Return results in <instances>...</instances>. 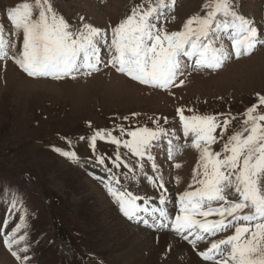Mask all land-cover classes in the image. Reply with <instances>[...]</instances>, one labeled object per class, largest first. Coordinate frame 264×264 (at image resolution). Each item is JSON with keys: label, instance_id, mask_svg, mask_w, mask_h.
Wrapping results in <instances>:
<instances>
[{"label": "rangeland", "instance_id": "rangeland-1", "mask_svg": "<svg viewBox=\"0 0 264 264\" xmlns=\"http://www.w3.org/2000/svg\"><path fill=\"white\" fill-rule=\"evenodd\" d=\"M22 2L26 0H0V25L6 36L13 29L5 10ZM151 2L154 4L155 0ZM51 3L73 30L82 23L90 24L107 33L109 43L111 29L129 16L134 7L148 6V0H51ZM205 3L206 0H175L174 6L156 23L168 32L181 31L190 17L204 15ZM234 3L236 11L254 21L259 39L264 41V0H234ZM8 38L16 47L9 51V58L0 59V184L14 186L23 203L9 212L8 205L0 198V264H130L131 259L116 256L124 245L119 237L126 232L115 226L117 217L128 227L167 232L180 239L202 262L215 264V260L204 261L199 251H204L212 240L233 235L234 227L206 237L204 245L202 241L193 246L190 241L194 236L184 240L172 230L170 223H161L163 220L148 212L139 211L133 219L126 217L109 194L105 181L110 176L118 178L120 183L114 186L142 198L137 200L140 207L158 202L163 196L167 204L177 201L175 208L179 211V196L199 187L194 183V169L202 173L203 168L199 166L200 152L191 146L193 135L189 133L185 137L177 109H182L185 116H214L221 125L228 119L225 135L220 138L218 127L213 133L217 140L210 145L212 151L222 152L228 137L242 130L249 107L257 103V111L264 113V105L258 104L257 96L264 95V43L237 58L231 42L225 39L230 58L221 67L196 68L194 60L189 62L184 58L185 67L176 81L167 88H156L120 74L111 65L105 66L108 56L103 46L104 63L90 75L82 69L62 79L29 76L11 58L22 47V33ZM181 80L183 84L179 83ZM121 127L125 129L123 134ZM140 127L162 128L166 132L150 148L156 168L165 177L163 188L159 187L160 180L149 182L145 178L157 177L150 175L156 170L147 156L137 157L123 143L117 147L107 139L108 132L121 141L131 139L127 131ZM101 129L106 130V139L97 138L94 154L88 138ZM169 140L181 146L174 162L160 147L159 154L157 148ZM56 149L74 151L77 158L65 157ZM117 152L128 167L113 165ZM97 156H103L105 163H97ZM108 168L112 171H107ZM226 195L229 200L237 198L231 190ZM221 203L212 202L210 206L219 207ZM208 207L206 204L203 210ZM17 224L24 225L17 238L21 235L26 238L19 245L14 244L12 250L27 246V253H19L27 255V261L17 260L3 242L5 234ZM154 224L159 227H153ZM165 224L168 226H162ZM221 259H227V253Z\"/></svg>", "mask_w": 264, "mask_h": 264}, {"label": "snow or ice", "instance_id": "snow-or-ice-1", "mask_svg": "<svg viewBox=\"0 0 264 264\" xmlns=\"http://www.w3.org/2000/svg\"><path fill=\"white\" fill-rule=\"evenodd\" d=\"M174 3L175 0H168L167 3L166 0H155L153 4L148 0L146 8L143 5L134 7L129 16L111 29L109 43L107 33L90 24L82 23L80 28L73 30V26L55 11L51 0H26L5 10L13 29L8 36L18 37L22 33L23 37L20 51L11 58L29 76L62 79L82 69L88 75L97 71L98 65L104 63L103 46L107 48L108 56L105 66L111 65L117 72L141 84L167 88L182 74L184 58L194 59L196 68H219L230 58L224 45L225 39L231 42L237 58L250 54L258 44L264 43L259 39L260 33L254 21L235 10L234 0H206L203 7L207 11L204 15L190 17L181 31L168 32L163 26L158 27L156 21L163 18ZM8 36L3 25H0V59L9 58V51L16 47ZM183 82L179 81L180 84ZM257 96L258 104L264 105V95ZM177 114L185 137L189 133L193 135L191 146L200 152L199 166L203 172L194 169V183L199 187L179 196L180 214L176 215L170 227L184 240L194 236L190 241L193 246L206 237L216 236L234 227L233 235L210 241L204 251H199V256L204 261L215 260V264H264V123H261L264 122V113L257 111V103L249 107L244 114L242 130L228 137L222 152L212 151L210 145L217 140L213 133L218 127L221 128L220 138L225 135L230 124L228 119H224L221 125L214 116H185L182 109H177ZM105 131L98 130L88 138L94 154L97 138L106 139ZM120 131L123 134L125 129L121 127ZM127 135L131 139L121 141L108 132L107 139L117 147L123 143V147L137 157L147 156L153 162L155 171L157 165L150 148L153 141L166 135L165 130L140 127L128 130ZM168 144L171 159V140ZM56 151H61L70 159L77 158L74 151ZM96 162L104 164L105 158L97 156ZM112 163L117 168L121 164L128 167L121 160L119 152ZM106 170L112 171L111 168ZM145 178L149 182L161 180L159 187H164L160 177ZM119 183V179L112 176L105 181V187L119 204L120 211L133 219L141 211L137 200L142 198L114 186ZM229 190L236 199L227 198L226 192ZM0 198L8 205L9 212L23 203L19 191L8 184H0ZM218 201L223 202L219 207L210 206ZM164 203L162 196L160 204ZM206 204L209 207L205 211L203 208ZM158 211L161 218L167 219L163 208ZM197 215L205 219H196ZM212 215L220 218L207 219ZM144 222L147 223L146 220ZM23 226L17 224L10 233L5 234L3 242L17 260L27 261V255L19 254L27 253V246L12 250L14 244L19 245L26 238L25 235L16 236ZM225 253L227 259H221Z\"/></svg>", "mask_w": 264, "mask_h": 264}, {"label": "bare ground", "instance_id": "bare-ground-1", "mask_svg": "<svg viewBox=\"0 0 264 264\" xmlns=\"http://www.w3.org/2000/svg\"><path fill=\"white\" fill-rule=\"evenodd\" d=\"M210 69H216V68H210ZM131 84L132 83H130V85ZM47 86L56 89L55 86L52 85H47ZM171 148H172V153H175L177 146L171 145ZM151 174H156L157 177L162 178V180H164L165 178L157 170L156 172L153 173L151 172L150 175ZM176 202L177 201H175V203ZM175 203L172 202L171 204L165 203L161 205L160 202H156L155 200V201H151V206H150L151 208L149 210L147 208L146 209L151 213L155 214L159 218L160 216L158 210L160 208H163L167 214V220L169 219V221L173 222L176 215H178V212L175 210ZM153 209H156V211H153ZM219 218L220 217L217 215L207 217V219L209 220H214ZM204 219L205 218L202 217L200 220H204ZM115 224H116L115 226L119 227V230L126 231L123 232L119 237L122 239L121 243L124 242V245L122 246V249L119 250V252H116L117 253L116 256L119 257L120 259H125V260L131 259L130 264H207L208 263L199 260L196 257V255L188 249L186 245L181 243L182 241L181 242L179 241L180 239L178 240L174 238L167 232H162V231L151 232L148 230H144L141 227H136L135 225H131L130 228L128 227L129 225L126 226V223L120 217L116 218ZM125 228H127V230ZM204 242L207 243V241H203L202 242L203 245ZM119 246L121 247V245Z\"/></svg>", "mask_w": 264, "mask_h": 264}]
</instances>
